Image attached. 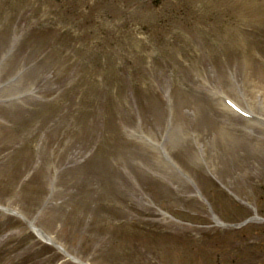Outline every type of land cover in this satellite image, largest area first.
Returning <instances> with one entry per match:
<instances>
[{"label":"rangeland","instance_id":"obj_1","mask_svg":"<svg viewBox=\"0 0 264 264\" xmlns=\"http://www.w3.org/2000/svg\"><path fill=\"white\" fill-rule=\"evenodd\" d=\"M261 83L264 0H0V206L86 264H264L220 234L264 217ZM42 242L0 209V264H81Z\"/></svg>","mask_w":264,"mask_h":264},{"label":"bare ground","instance_id":"obj_2","mask_svg":"<svg viewBox=\"0 0 264 264\" xmlns=\"http://www.w3.org/2000/svg\"><path fill=\"white\" fill-rule=\"evenodd\" d=\"M255 88H258V89L261 90V94H262V98H263V102H264V83H261L260 85H259V84L256 85ZM222 109H223L224 111H228V110H226L224 107H222ZM32 224H33V223H32ZM37 232L40 233L41 236H42L43 231H42L41 229H39Z\"/></svg>","mask_w":264,"mask_h":264}]
</instances>
